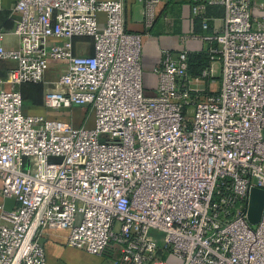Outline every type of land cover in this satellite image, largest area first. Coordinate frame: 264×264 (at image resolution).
I'll use <instances>...</instances> for the list:
<instances>
[{
  "label": "built area",
  "instance_id": "2783aa9c",
  "mask_svg": "<svg viewBox=\"0 0 264 264\" xmlns=\"http://www.w3.org/2000/svg\"><path fill=\"white\" fill-rule=\"evenodd\" d=\"M137 1L152 22L161 0ZM194 1L193 15L224 8L222 31L206 38L218 45L210 66L190 78L187 52L164 51L148 96L142 36L125 31L119 0H18V45L0 33L11 64L0 77V195L16 203L0 205V264H46L45 227L89 255L117 253L111 264H264V207L247 221L250 189L264 190V0ZM75 38L92 39V54H76ZM49 61L66 62L53 80ZM25 84L45 86L46 112L90 108V126L25 115L15 89Z\"/></svg>",
  "mask_w": 264,
  "mask_h": 264
},
{
  "label": "crops",
  "instance_id": "0c3cea01",
  "mask_svg": "<svg viewBox=\"0 0 264 264\" xmlns=\"http://www.w3.org/2000/svg\"><path fill=\"white\" fill-rule=\"evenodd\" d=\"M116 1V0H100ZM123 6L125 31L142 36L141 69L145 93L153 96L158 84V77L153 73L160 64L162 54L168 51L177 55L182 51L192 54H209L217 48L214 40H207L221 32L224 27V8L220 5L207 7L205 18L193 15L194 0H161L154 9V18L149 22L144 15V5L137 0H119ZM199 2L203 0H198ZM18 0H0V33L4 34L3 45L14 48L18 39L12 34L20 14L15 11ZM99 27L105 24L104 14L97 16ZM60 43V41H56ZM76 54H92V39L75 38ZM84 45V46H81ZM10 63L0 62V77L6 75ZM66 70V62L49 61L45 79L53 80ZM2 88V87H1ZM3 88H7L3 86ZM23 98V113L30 116H47L71 123L81 124L82 107H75L70 112H46L43 108V84L24 85L15 88ZM1 189V182H0ZM0 205L10 210L16 207L12 199L0 195ZM67 230L42 228L39 239L45 251L46 264H111L117 253L111 258L96 257L73 249L67 245ZM111 255V254H110Z\"/></svg>",
  "mask_w": 264,
  "mask_h": 264
},
{
  "label": "trees",
  "instance_id": "16d2710c",
  "mask_svg": "<svg viewBox=\"0 0 264 264\" xmlns=\"http://www.w3.org/2000/svg\"><path fill=\"white\" fill-rule=\"evenodd\" d=\"M211 5L207 6L210 7ZM206 7V9H207ZM206 9L204 11V13L198 15L199 17H201V19L205 18V14H206ZM210 54H190L187 53V74L190 78H198L201 75V72L205 69H207L210 66ZM211 81V79H206V84ZM25 85H36V84H25ZM24 86V85H21ZM21 94V93H20ZM22 96V95H21ZM81 115V124H82V114H83V110L82 112H80ZM80 124V125H81ZM79 125V126H80ZM78 127V126H75Z\"/></svg>",
  "mask_w": 264,
  "mask_h": 264
},
{
  "label": "water",
  "instance_id": "95a60500",
  "mask_svg": "<svg viewBox=\"0 0 264 264\" xmlns=\"http://www.w3.org/2000/svg\"><path fill=\"white\" fill-rule=\"evenodd\" d=\"M264 207V190L251 188L248 196L247 221L250 225L258 224Z\"/></svg>",
  "mask_w": 264,
  "mask_h": 264
},
{
  "label": "rangeland",
  "instance_id": "374dc122",
  "mask_svg": "<svg viewBox=\"0 0 264 264\" xmlns=\"http://www.w3.org/2000/svg\"><path fill=\"white\" fill-rule=\"evenodd\" d=\"M220 64L218 62L215 63L214 65V74H213V78L211 79V81H209L207 83V85H209V91L211 92H217L219 90V87H220ZM143 87L145 89V85L143 83ZM200 87L201 88H204V85L201 83L200 84ZM146 90V89H145ZM208 91V90H207ZM84 110H83V114H82V125H86L88 124V126H90L89 124H91V121H92V112L90 110V108H85V107H82ZM192 116H188V120H192L191 118ZM264 135V133H263ZM99 143H110V138L107 137V136H100L99 139H98Z\"/></svg>",
  "mask_w": 264,
  "mask_h": 264
}]
</instances>
